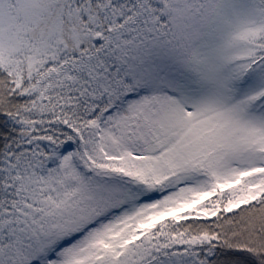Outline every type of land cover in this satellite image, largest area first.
Instances as JSON below:
<instances>
[{
	"label": "snow or ice",
	"instance_id": "1",
	"mask_svg": "<svg viewBox=\"0 0 264 264\" xmlns=\"http://www.w3.org/2000/svg\"><path fill=\"white\" fill-rule=\"evenodd\" d=\"M0 264H264V0H0Z\"/></svg>",
	"mask_w": 264,
	"mask_h": 264
}]
</instances>
